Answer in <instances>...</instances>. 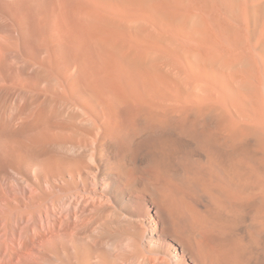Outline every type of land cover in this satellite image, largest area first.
<instances>
[{
	"label": "bare ground",
	"instance_id": "obj_1",
	"mask_svg": "<svg viewBox=\"0 0 264 264\" xmlns=\"http://www.w3.org/2000/svg\"><path fill=\"white\" fill-rule=\"evenodd\" d=\"M263 9L0 0V264H264Z\"/></svg>",
	"mask_w": 264,
	"mask_h": 264
},
{
	"label": "rangeland",
	"instance_id": "obj_2",
	"mask_svg": "<svg viewBox=\"0 0 264 264\" xmlns=\"http://www.w3.org/2000/svg\"><path fill=\"white\" fill-rule=\"evenodd\" d=\"M257 1H258V3L264 4V0H257ZM256 17H258V21H261L264 23V9H263V12L261 13V15L259 12V14ZM252 19L255 20L254 17Z\"/></svg>",
	"mask_w": 264,
	"mask_h": 264
}]
</instances>
